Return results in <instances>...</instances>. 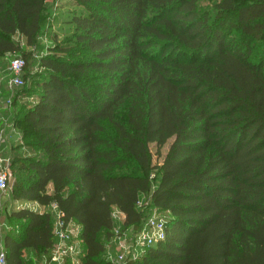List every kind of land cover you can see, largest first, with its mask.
Segmentation results:
<instances>
[{
	"label": "trees",
	"instance_id": "trees-1",
	"mask_svg": "<svg viewBox=\"0 0 264 264\" xmlns=\"http://www.w3.org/2000/svg\"><path fill=\"white\" fill-rule=\"evenodd\" d=\"M73 2L44 47L49 0H0V60H26L11 107L32 152L16 147L9 193L46 207L12 210L8 263L51 256L57 203L76 227L68 264H112L116 209L133 233L154 210L167 221L129 264H264V0Z\"/></svg>",
	"mask_w": 264,
	"mask_h": 264
},
{
	"label": "built area",
	"instance_id": "built-area-1",
	"mask_svg": "<svg viewBox=\"0 0 264 264\" xmlns=\"http://www.w3.org/2000/svg\"><path fill=\"white\" fill-rule=\"evenodd\" d=\"M26 60L22 56L14 57L8 66L10 72L9 86L10 88H20L25 84L24 69ZM2 71L0 69V75ZM9 106L12 105V98L6 100ZM10 159L0 156V189L8 192L11 182ZM39 203V202H38ZM141 203V202H140ZM52 209L55 212L56 220L54 233L56 236V244L52 251L50 261L39 264H65L67 258L74 254L75 245L71 238L74 232L73 223L66 222L62 217V212L57 203H52ZM114 217H117L116 213ZM114 242L116 250L109 252L112 264H129L131 260L140 257L147 247L155 245L167 237V221L161 213L154 210L147 217L141 229L133 234H126L120 227H114ZM0 264H9L7 253L4 246L0 249Z\"/></svg>",
	"mask_w": 264,
	"mask_h": 264
},
{
	"label": "crops",
	"instance_id": "crops-1",
	"mask_svg": "<svg viewBox=\"0 0 264 264\" xmlns=\"http://www.w3.org/2000/svg\"><path fill=\"white\" fill-rule=\"evenodd\" d=\"M8 96L9 91L5 89V84H0V156L9 158L11 161L13 155L17 153V146L19 147L18 152L23 153L24 155H32V152L24 145L23 134L15 125V110L12 108L13 106H9L5 101ZM18 202H20V206L19 204H17ZM23 207L40 210L41 212L45 211L46 209V207L36 201L13 200L9 191L5 192L0 189V249L4 246V234L6 232V228L9 226L10 213L13 209H20ZM115 213L117 217H114V227H120L126 234H133V232H130L129 230L123 228L124 214L117 209L115 210ZM108 246L107 256L109 257V252H111V250H116V243L114 242V239H112V242L108 243ZM144 252L145 250L141 252L140 257L144 254ZM50 257L51 256L49 255L44 256L42 259H37V264L39 262L47 263L48 261H50ZM65 264H68L67 260ZM75 264H77V261Z\"/></svg>",
	"mask_w": 264,
	"mask_h": 264
},
{
	"label": "rangeland",
	"instance_id": "rangeland-1",
	"mask_svg": "<svg viewBox=\"0 0 264 264\" xmlns=\"http://www.w3.org/2000/svg\"><path fill=\"white\" fill-rule=\"evenodd\" d=\"M49 3H50V6L52 7V9L54 11V15H53L52 21L49 24L48 29H47L48 34L43 39L44 43L41 44V46H44V47H46V45H48V44H52L50 38L53 36L55 37L56 35H58L57 38L59 40L62 39V37L69 31V28H70V23H68L69 14H70L69 11L80 8L78 5L74 4L73 0H49ZM31 49L32 48H30V47L27 48V50H31ZM13 58H14L13 56L8 55V56H6L0 60V69L2 71V73L0 75V84H2V85L5 84V89L7 91H9L8 97L12 98V100L14 99V97H16L17 92L19 90V88H13L12 89L9 86V79H10L11 75H10V72L8 71V66L10 64V61ZM6 100H7V98H6ZM26 100L29 101L30 99H26ZM172 141H173V139H170L167 142V144L163 147L162 155L160 157L156 153L155 145L152 144L153 157H154L155 163H161L162 162L164 155L167 153L168 148H169L170 144L172 143ZM11 178H12V173H11ZM142 200L144 201V198ZM17 204H19V206H20V202H18ZM162 216H164V215H162ZM73 229L76 230L75 225H73ZM108 247H107V249H108Z\"/></svg>",
	"mask_w": 264,
	"mask_h": 264
}]
</instances>
